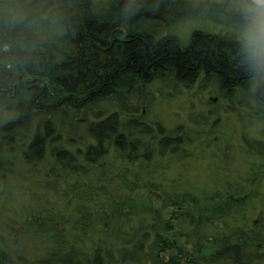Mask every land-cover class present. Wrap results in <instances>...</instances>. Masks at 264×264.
Instances as JSON below:
<instances>
[{"label": "trees", "instance_id": "trees-1", "mask_svg": "<svg viewBox=\"0 0 264 264\" xmlns=\"http://www.w3.org/2000/svg\"><path fill=\"white\" fill-rule=\"evenodd\" d=\"M230 3L239 6L238 28L255 27L246 11L252 0H108L101 7L94 0H0V182L23 188L37 175L57 188L62 176L78 200L74 241L91 239L88 228L103 225L90 254L73 243L37 260L18 254L23 264H264V223L246 224L242 193L202 200L181 192L166 169L192 140L182 126L146 119L156 92L169 97L195 87L225 93L262 117L264 57L235 33L196 29L185 44L176 32L204 5ZM139 191L161 205L138 206ZM87 214L94 218L86 222ZM131 221L137 225L126 230ZM217 223L221 234H204ZM9 226L0 227L1 244ZM175 229L192 237L190 249L170 234ZM110 232L119 239L106 240ZM214 240L217 249L198 257ZM6 258L0 246V264Z\"/></svg>", "mask_w": 264, "mask_h": 264}, {"label": "rangeland", "instance_id": "rangeland-1", "mask_svg": "<svg viewBox=\"0 0 264 264\" xmlns=\"http://www.w3.org/2000/svg\"><path fill=\"white\" fill-rule=\"evenodd\" d=\"M108 0H94L98 7L103 6ZM199 2L200 0H193ZM223 2L224 0H215ZM239 6L230 3L228 7H215L211 4L204 5V11L196 18L184 21L176 27V32L180 35L182 41L186 44L190 40L191 33L196 29L212 31L214 33H235L238 37H242L239 25L243 24L240 15H235L233 10H238ZM216 93L195 87L191 90H183L180 94L167 96L166 92L160 94L156 92L154 103L148 107L146 119L148 122L152 120L163 121L167 129L175 130L182 126V130L189 131L193 140L187 145L186 154L183 159L173 160L171 166L166 169V177L168 180L177 179L180 181L181 192L190 191L199 199L210 197L213 193H223L231 189L238 193L257 192L258 197L251 198L245 203L243 214L246 218V224L249 228L257 227L254 225V219H263L264 223V201L262 194L264 193V179L253 184L250 179V168L252 165L261 166L262 158L255 153L249 152V146H246L247 139L264 138V122L261 117H246L247 109L241 105L231 103H223L220 99L216 103L213 99ZM214 97V98H213ZM213 98V99H212ZM216 112L223 117L221 125L214 127V120L217 116ZM157 120V121H158ZM200 132L199 138L194 135ZM257 149L262 147L255 146ZM93 174H96L92 172ZM32 173H27L30 175ZM53 176V175H52ZM32 179V180H30ZM28 182H23V188H13L14 179H9L5 185L0 182V227L11 223L12 227H7L2 231L4 243H0L7 252L10 253L12 259L6 258L5 264H23L18 257L22 254L28 260H37L49 255L52 252L61 250L64 252L65 245L76 243L80 249H84L89 254L93 250V240H98L102 235V223H94V227L88 228L91 237L85 241H74L73 235L79 233L78 226L75 224L76 219L80 218L77 207L76 194L68 189L71 181H65L60 176V184L54 188L51 179L39 177L37 175L30 176ZM49 180V182H48ZM47 183V184H46ZM31 188V190L29 189ZM208 194V195H207ZM257 196V195H256ZM134 199L153 208L160 206L161 201L156 199H148L146 192H137L133 195ZM205 204V201L202 202ZM141 208V207H140ZM192 208V209H191ZM201 208V207H200ZM187 209L194 210L189 205ZM89 210L94 211V204L90 203ZM166 217H170L172 208H164ZM88 213V212H87ZM37 218H35L36 216ZM18 222H10V219ZM87 218L93 219V215ZM37 219V220H36ZM34 221L35 227L22 226V221ZM66 220V221H64ZM244 222V221H243ZM239 223L244 225V223ZM135 221H131L126 230L136 226ZM32 226V227H31ZM51 227L52 231L46 232L47 227ZM41 227V228H40ZM264 229V226H262ZM37 229V230H36ZM189 228L184 227V230ZM221 225L217 223L214 227H209L205 235L210 238L221 234ZM179 236L180 243L184 244L187 249L191 248L192 237L181 235L177 229L170 232ZM57 237V238H56ZM220 237V236H219ZM104 238L108 241L119 239L117 232L107 233ZM57 239L60 241L58 243ZM61 244V245H60ZM207 249L199 254L198 257L208 256L211 250H216L219 243L213 241L206 243ZM122 243L115 245L114 255L117 258V248ZM59 250V251H60ZM177 251L172 249L164 254L165 258L174 255ZM184 261V260H182ZM149 264H152L149 261ZM211 264V263H206Z\"/></svg>", "mask_w": 264, "mask_h": 264}, {"label": "flooded vegetation", "instance_id": "flooded-vegetation-1", "mask_svg": "<svg viewBox=\"0 0 264 264\" xmlns=\"http://www.w3.org/2000/svg\"><path fill=\"white\" fill-rule=\"evenodd\" d=\"M216 94H217V96H215V98L213 97L214 99L212 98L216 103H218L219 100L221 99L224 104L228 103L229 106L231 105V103H234L235 106L237 105V103L235 101H233L231 98H229L227 94L220 93V92H216ZM246 113L247 114L243 113L246 117H249V116H251L252 118L253 117H259V116H257L258 114H256L253 110H252V113H248V111ZM262 113H263V115H262L261 119L264 122V104H263ZM216 114H217V116H216L214 123H213L215 125L214 126L215 128L218 125L220 126L221 122H223L222 121V119H223L222 115L218 112H216ZM186 133H187L189 141L193 140L192 136L190 135V132L186 130ZM200 134H201L200 132H197V134L194 135V137L197 139L200 137L199 136ZM246 143H247L246 146H249L248 147L249 152L255 153L256 155H258L262 158L261 166H255V164L251 166L250 174H252V177L247 179V181L250 179L251 183L256 184V183L260 182L262 179H264V138L247 139ZM255 146L262 147L263 149H257V148H255ZM258 195H260V194L257 192H246V193L240 194L238 197L245 198L247 201V200H250L251 198L258 197ZM262 198L264 201V193L262 194ZM262 213H264V211ZM263 218H264V216H263ZM259 221H261L259 218L254 219L255 224H258ZM262 221H263V219H262Z\"/></svg>", "mask_w": 264, "mask_h": 264}, {"label": "clouds", "instance_id": "clouds-1", "mask_svg": "<svg viewBox=\"0 0 264 264\" xmlns=\"http://www.w3.org/2000/svg\"><path fill=\"white\" fill-rule=\"evenodd\" d=\"M246 11L252 13L255 27L245 29L241 35L257 57H264V0H256L254 5L246 6ZM247 19L249 17L245 16Z\"/></svg>", "mask_w": 264, "mask_h": 264}, {"label": "water", "instance_id": "water-1", "mask_svg": "<svg viewBox=\"0 0 264 264\" xmlns=\"http://www.w3.org/2000/svg\"><path fill=\"white\" fill-rule=\"evenodd\" d=\"M254 3H256V0H252Z\"/></svg>", "mask_w": 264, "mask_h": 264}]
</instances>
